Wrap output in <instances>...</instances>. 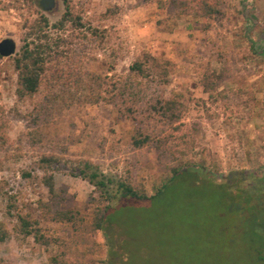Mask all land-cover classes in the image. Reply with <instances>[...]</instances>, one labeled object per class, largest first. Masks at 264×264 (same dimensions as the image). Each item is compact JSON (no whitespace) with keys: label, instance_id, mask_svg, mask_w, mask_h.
Here are the masks:
<instances>
[{"label":"rangeland","instance_id":"obj_1","mask_svg":"<svg viewBox=\"0 0 264 264\" xmlns=\"http://www.w3.org/2000/svg\"><path fill=\"white\" fill-rule=\"evenodd\" d=\"M34 1L0 0V41L17 43L0 55V264H264V194L250 216L226 181L264 171V0ZM44 33L39 91L20 97L16 58ZM144 53L169 61L153 85L180 95L170 119L83 98L76 73L126 76ZM86 161L148 196L172 168L198 172L112 200L79 175Z\"/></svg>","mask_w":264,"mask_h":264},{"label":"trees","instance_id":"obj_2","mask_svg":"<svg viewBox=\"0 0 264 264\" xmlns=\"http://www.w3.org/2000/svg\"><path fill=\"white\" fill-rule=\"evenodd\" d=\"M34 2L38 3L36 0ZM70 14L71 12L68 9L64 15V19H69ZM43 23H48L45 17H42V19L35 23L34 29L36 32H43L45 26ZM59 25H63V21ZM48 36L44 33V35L39 36V39H33L32 42L27 43L23 53L16 58V66L19 70V87L17 92L20 97L33 95L39 91L43 75L46 72L47 59L45 58V54L48 49L50 50L49 39H44ZM34 41H38V43L31 48ZM167 64H169L168 60L159 59L150 53H144L141 58H138L130 65L126 76H101L95 73H76L75 78L79 83L86 78L90 81V90L87 93L84 92L86 93V97H83L84 99L94 102L105 100L114 103L121 110L122 114L127 117L137 118L139 114H145L144 112L149 111L150 116L160 115L165 119L166 117L170 119L178 109L177 105L183 106V103L179 99L180 95L164 97L158 94V90L153 85L159 78H168L170 70ZM143 78L148 79V82L142 80ZM133 140L135 146H144L149 142V135L145 137L135 136ZM85 165L79 171V175L88 179L91 184L100 190L102 195L108 196L112 200L118 197L153 200L176 178L187 173H193L194 171L198 172L193 165H187L184 168H172L173 173L169 180L163 183L154 195L148 196L145 192L138 191L129 183H116L112 179H104L102 178V174L96 170L89 172L87 169H93V164L90 161H86ZM257 173L233 171L229 178L228 176L225 177V179L228 178L226 181H228L230 188H233L234 185L236 186L235 188L238 192H235V195L239 197V205L237 207L240 208V212L243 210L244 204H247V210L251 211L248 214L250 216L258 208H261V206L251 204V199L254 195H258L261 198V194H264V171H258ZM48 186L50 189H53L52 182ZM241 195L242 197L240 198ZM109 208L110 206L108 205L106 207L107 212ZM57 215L60 219H65V213L62 210H59ZM20 219L23 223L22 232L26 235L32 234L34 227L24 217L20 216ZM97 226L98 228H103L101 223H98ZM4 238V235L0 236V240H4Z\"/></svg>","mask_w":264,"mask_h":264},{"label":"water","instance_id":"obj_3","mask_svg":"<svg viewBox=\"0 0 264 264\" xmlns=\"http://www.w3.org/2000/svg\"><path fill=\"white\" fill-rule=\"evenodd\" d=\"M40 4L46 11L52 10L56 5V0H40ZM17 50V43L13 38H4L0 41V55L2 57H9L15 54Z\"/></svg>","mask_w":264,"mask_h":264}]
</instances>
